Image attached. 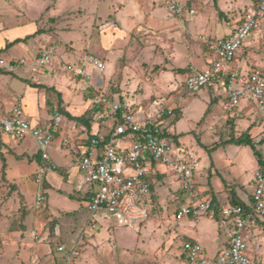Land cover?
I'll return each instance as SVG.
<instances>
[{
	"label": "rangeland",
	"instance_id": "1",
	"mask_svg": "<svg viewBox=\"0 0 264 264\" xmlns=\"http://www.w3.org/2000/svg\"><path fill=\"white\" fill-rule=\"evenodd\" d=\"M182 1L187 7L196 9L193 18L171 15L167 10V0H0V25L9 27L36 23V31L42 30V34L47 35L42 37L40 43L56 40L62 51H72L80 57L93 53L106 61L108 56H102L97 50H104L107 46L108 52L113 51L117 55L108 73L106 68L108 85L103 90L109 95H120L127 102L134 103L133 106H143V110L149 112L156 100L163 108L167 104L165 98L169 99L175 92L178 96L182 94L186 85L179 70L181 67L197 68L191 60L194 56L203 57V49L208 51L202 36H218L233 29L249 8V0ZM120 11L124 13V20L119 19L117 12ZM108 22L117 26L109 28L111 26L106 25ZM121 27L124 28L123 35L118 34ZM263 41L243 52L242 58L250 55L247 64L264 62ZM180 48L184 50L183 53L179 51ZM198 51L200 54L196 55ZM25 53L22 49L13 48L6 53L3 51L0 56L6 59L19 58ZM242 58L240 61L243 62ZM74 60L69 58L67 61ZM168 71L174 77L172 85L178 87L173 93L165 91L163 83ZM85 93V103L88 101L90 104L91 95L88 91ZM184 95L179 104L183 106L184 121L176 124V130L197 131L198 126L200 131H205L198 136L197 141L202 139L205 142L201 144L203 147L200 146L203 163L207 164L212 157L215 163L213 172L215 169L219 171L211 179L214 188L220 191V184H224L223 177L234 185L237 182L244 183L258 162L252 147L229 144L214 149L225 140L247 132L246 124L252 120L262 124L261 114L256 111L252 117L242 115L238 120L229 117V121L215 123L225 112L221 103H216L218 100L211 97L214 104L212 112L199 123L202 118L201 115L198 119L203 107L202 98L208 94L204 91L198 96V93L188 91ZM0 98L4 96L0 94ZM2 105L13 107L6 100ZM7 113H0V117ZM226 115L229 116V113L226 112ZM263 134H256L255 138L262 140ZM10 140L13 144L16 141L13 138ZM191 140H195L193 132L184 134V142ZM255 142L257 149L264 155V143ZM23 147L34 150L36 142L29 138ZM15 152L16 147L5 143L0 133V264H61L63 255L58 251L61 244L67 250L77 249L80 256L75 264H92L93 261L88 259L91 256H95V264H186L181 255L182 242L187 240V236L195 235L196 231L202 235L200 243L206 250L214 252L218 248L214 240L218 234L213 233L220 228L217 221L206 216L198 222L189 217L177 218L179 204L174 202L172 195L163 198L162 202L158 201L146 222L148 230L142 228L140 234L131 227L96 228L89 222L91 211L86 206L87 198L83 192L75 190V176L72 184L68 182L71 188L65 193L49 186L46 180L42 186L38 185L35 180L38 166L26 170L27 166L32 165L33 159L27 161L23 156H15ZM50 153L55 169L60 167L55 174L69 179L70 173L66 166H70V155L65 156L56 147H52ZM21 157L27 166L16 163L15 159ZM79 177L82 175H78L77 179ZM245 188L251 194L252 183ZM40 193L45 194L47 201L38 207L36 199ZM259 239L260 256L264 261V234Z\"/></svg>",
	"mask_w": 264,
	"mask_h": 264
},
{
	"label": "built area",
	"instance_id": "2",
	"mask_svg": "<svg viewBox=\"0 0 264 264\" xmlns=\"http://www.w3.org/2000/svg\"><path fill=\"white\" fill-rule=\"evenodd\" d=\"M167 10L176 16L187 14L193 18L194 7L182 0H167ZM107 26H115L108 22ZM210 63L204 69L190 68L185 85L189 92L216 90L225 112L233 113L243 103L255 106L264 125V64L249 65L240 61L247 43L264 40V0H253L242 18L225 36H202ZM264 42V41H263ZM58 44L51 42L32 58L5 60L0 56V67L15 71L22 67L33 76L52 64ZM64 69L74 78L92 81L90 68L105 71V62L93 53L85 54L76 63L64 62ZM94 93L90 104L99 107V119H113L111 138L98 133L89 138L85 149L77 154L75 162L81 172L78 190L85 191L86 206L91 211L90 224L131 227L139 232L153 209L152 180L156 164L164 165L179 181L188 202L176 212L177 218L215 219L225 230L227 242L210 258L202 244L187 239L182 242L181 255L186 264H264L260 256V236L264 234V164L254 172L252 200L245 204L217 207L212 198L202 196L198 176L202 170L201 157L193 148L176 143L164 124V109L155 102L145 112L126 100H116L92 85ZM58 106L53 107L52 118L44 125H33L27 118L22 102H16L10 112L0 117V129L14 137L32 136L36 139L41 157L36 171V183L43 185L55 169L49 148L62 122ZM128 137L129 144L119 139ZM64 147L70 143L64 140ZM44 193L37 195L36 204L42 206ZM58 251L64 254L61 264H75L80 254L76 248L67 250L63 244Z\"/></svg>",
	"mask_w": 264,
	"mask_h": 264
},
{
	"label": "crops",
	"instance_id": "3",
	"mask_svg": "<svg viewBox=\"0 0 264 264\" xmlns=\"http://www.w3.org/2000/svg\"><path fill=\"white\" fill-rule=\"evenodd\" d=\"M252 3H253V0H249V2L247 4L248 7H251ZM117 14L119 16V19L124 20L123 19V14H124L123 11L117 12ZM184 16H188V15L185 14ZM36 27H37L36 23H32V24H26L25 23V24H20V25H15V26L11 25L9 27H8V25H7V27L0 25V49H2V50L4 49L5 53L9 52L13 48L14 49H22V51H25L26 53L21 57H27L28 59H30L33 56L37 55L42 50V48L44 46H46L47 44H49L51 42H56V40H52V41L46 40V42L40 43L41 42L40 40L43 39L42 37L47 36L46 34L40 33L39 35L37 34V36L35 35V37L32 36V37L26 39L25 41L13 44V45L9 46L8 48H6L10 42H13L14 40H16L18 38H25L28 35H33L35 33L34 31H36ZM123 27H121V30H120V32H118V34H121V35L124 34V30H123L124 28ZM109 28H113V27H109ZM231 30H227L224 34H221V35L218 33L217 34H218V36H225L226 34H229L231 32ZM216 32H218V29ZM252 44L253 43H251V42L247 43V47L244 49L248 50L249 48H254V45H252ZM204 50L205 49H203V52H204L203 57H205V59H203V57L194 56L193 60H191V61H193L194 66H197L198 69L206 68L209 65L210 60H211L210 56ZM97 51H99L102 56L103 55L108 56V60H106L107 62L104 60L103 57H101V59L105 62L106 68H108V71H106V68H105L106 73H108L109 70H111V65H112L111 62L115 59L117 54L115 55V53L113 51L108 52L107 46L105 47L104 50L98 49ZM179 51L181 53L184 52V50L182 48H180ZM198 54H200V52L197 53L196 55H198ZM243 54L244 53L241 54V56H240L241 58L243 57ZM248 55L249 54H247L244 58H242L244 63H249L248 61L250 59V55L249 56ZM1 57L4 58L3 56H1ZM21 57H19V58H21ZM81 57L79 55L77 56V54L72 52V51L68 52V53L65 51H62L61 46L58 44V50H57V53H56V55L52 61V64L49 67H46L40 73L34 74L35 76H33L29 71H27L25 68H22V67L16 69L15 71H7L4 68L0 67V70L4 71V72L0 71V87H1L0 88V94L2 96H4L3 99L0 98V113L3 114L7 111L9 113L10 110L12 109V107L7 108L5 105H2V103H4L5 100L8 101V103L10 102V104H12L13 106H14V104H16V102L19 101V102H22V104L24 105V110L26 112V116H27L28 120L33 125H40L41 126V125H44L47 122H49V120L52 118V115H53V107L58 106L60 108V111H61V114L63 117H62V122L60 124L59 130L57 131L56 136L54 138L53 144L49 148V152L52 149V147H56V148L60 149V151H62L65 154V156L70 155V158H69L71 161L70 166H66L67 167L66 169L69 171L70 176H69V179H68V177H66L64 175L61 177H58L55 174V172L60 167L57 166V168L54 169V171H52L48 174V176L46 177V182H47V184L50 183L49 186L57 189L58 191H60L62 193H65L66 190H70V188H71L68 185V182L70 184H72L71 181L74 180L73 177L75 176V179H76L75 190L77 192H83V194L86 195V193L84 191H79L78 187H77L78 181L81 179V177H79V179H77V177H78V175L81 174V172L77 166V163L75 162V157L77 156L78 153H80L81 151H83L85 149L86 145L89 142V138L94 136L95 133H98L103 138H111L110 134L113 130V126H112L113 125V119L112 118L99 119L100 108L94 107L93 105L91 108V105L88 104V101H87V104L85 103V96L84 95L86 94L85 93L86 91H88V93H90L91 97L93 96L94 89H93L92 85L99 86L101 91L103 93L107 94L106 90H103V89L107 88V85H108L107 84L108 82H107L106 76H105V74H106L105 71L103 73H101L93 67L90 68V71L92 72V81L87 82V81L79 80V79L72 77L64 69L63 63L69 62V61H67V60H69V58L75 59L74 61H70L72 63V62L79 61L81 59ZM4 59L5 60L18 59V57L15 56V57H10L8 59H6V58H4ZM110 59H111V61H110ZM260 64H264V62L260 63ZM181 69H186L185 73L179 72L180 76L183 77L181 79L185 84L186 75H187V72L189 69L183 68V67H181ZM171 74H172V72L168 71L167 75L163 79V83L166 87L165 91H169L168 93H173V92H175L176 89H178V87L176 85L174 86L171 83V81L174 79V77ZM168 86H171V87L169 88ZM204 91H206L208 96L205 98L201 97L203 100V103H202L203 107H202V111L200 112V115H198V119L202 115V118L200 119L199 123L203 122V120L206 118L207 114L212 112L211 107L214 104L210 100L211 97L216 98L218 100V102L215 101L216 103H219V102L221 103V101H222L221 97H219L217 94L218 92L216 90H213V89H204V90L198 92V96L199 95L201 96V93ZM214 92H215V95L213 94ZM181 93L182 94L178 96L177 93L175 92L173 95L170 96L169 99L165 98V101H166L165 103H167V104H165L163 109H164V112L167 113V115H165L163 117L164 118V124H165L166 128L169 130L170 135L173 136L174 140L176 141V143L178 145L184 146L186 148H193L200 155L201 162H202V170L198 176L197 187L201 191L202 196H204L206 198H212L214 204L217 207L227 206L228 204L231 203L233 198H237V199L241 200L244 204L251 202L252 194L254 191V172L260 164L257 162V164L252 168L249 176L247 175V179L245 180L244 183L237 182L234 185V184L230 183V180H227L226 178L223 177V181H224L223 183L224 184H220V191L218 192L214 188V186L212 185L211 179H212V176L214 174H219V171L217 169H215V171L213 172V169L215 168V163H214V160L212 157H211L210 162H208L207 164L203 163L202 156H201L202 154L200 151V146H202L201 144H204L205 142L202 139H198V141H197L198 136L201 133H205V131L204 132L200 131L198 126L196 127L197 131H195L193 129H188L186 131H182V130L177 131L176 130V124L182 123L184 121V119H182V117H183L182 107L183 106H180L179 104H181L180 102L183 99V97L186 96L184 94L188 93V90L185 86L183 87V91ZM107 95L113 99H116V100L117 99L118 100H125L120 95H116V94H113V95L107 94ZM155 102H158V101L156 100ZM132 104H134V103H132ZM169 105L174 107V108H170ZM221 106H222V103H221ZM134 107L136 109L143 110V106L136 107L134 105ZM222 109H223V107H222ZM256 111H258V109L255 106H251V105H248L246 103H243L236 111H234L233 113H230L229 116L226 115V112L224 110L225 115L222 114L220 119L215 121V123L219 124L222 120L229 121L231 119L233 120V119L241 118L242 115L252 117L253 115H255ZM73 117L81 118V120L74 119ZM229 117H232V118L229 119ZM237 120H235V121H237ZM261 121H262V118H261ZM254 124H256V125H254ZM257 124H258V122L255 121V119L252 120L251 123L246 124V127L248 129L247 132L251 135L252 138L253 137L255 138L256 134L258 135L259 133L260 134L262 132L264 133L263 123L258 124L259 126ZM191 132H193V134H195V140L194 141L191 140L188 143L184 142V134L191 133ZM0 133H1V135L4 136L5 143H7V144L11 143L13 145V147H16L15 156H18V157L23 156V158H27V161H30L31 159H33V161L31 162L32 165H30L29 167L23 161L24 159L22 157L20 159H15V160H17L16 163L25 164L27 166L26 170H28L29 168L36 169V167L38 166V164L40 162V157H39V152H38L39 147H38V143H37L36 139L32 136H29V135L24 136V137H14V136H11V135L3 132L1 129H0ZM241 134H243V133H241ZM240 135H236L234 137H239ZM12 138L16 140L14 144L10 140ZM29 138H33L36 142V148L34 150H30L26 147L21 148V146ZM254 138H253V140H254ZM66 139L70 143L69 147H64L65 146L64 140H66ZM119 140H120L121 144L126 146L129 144L130 139L128 137H124V138L119 139ZM215 141H217V140H215ZM254 141H257L259 144L261 140H259L257 138ZM213 142H214V140H213ZM222 145H229V144H222L221 143V144L217 145L214 150L218 149V147L222 146ZM243 146H245V145H243ZM30 151H32V152H30ZM209 151H211V150H209ZM50 155H51V153H50ZM262 155H263V153H262ZM32 157H34V158H32ZM51 157H52V155H51ZM263 157H264V155H263ZM69 167H70V169H69ZM155 168L156 169L153 171V173L150 176V178L152 180V189H151V195H152V200H153L152 212L157 207L158 201L162 202L163 198H166V196H168V195L173 196L174 202L179 204V206L177 208V209H179L183 204L188 202V196L181 189L178 179L169 170H167V168L164 165L156 164ZM53 178L55 180H52ZM57 179H58V181H57ZM249 183L250 184L252 183V191L249 190L251 192V194L246 192V188H245L246 185ZM234 186H236V187H234ZM240 189H241V192H240ZM220 194L222 196H220ZM242 194H245V195L242 196ZM69 196H72V194L69 193ZM176 200H178V201H176ZM45 201H47V197H46ZM202 217H204V216H202ZM183 218H186V217H183ZM189 218H191V217H189ZM200 218L197 220L194 218L193 219L195 220V222H198V221H200ZM91 225L95 226L96 228L98 226H105V225H100L99 223L91 224ZM105 227H109V226H105ZM143 228L148 230L149 225L145 224L143 226ZM131 229H133V228H131ZM141 230L138 232L139 234L141 233ZM217 231H219V233H217ZM213 233L218 234V236L215 235V239H214L215 243L218 246L217 250H215L214 252H209L204 247L206 254L210 258H213L217 254L218 250L222 246H224L227 242L226 232L221 227L218 228ZM187 239L197 240V241L201 242L200 240H202V235L199 233V231H196L195 235H189V236H187ZM60 254H62L64 256L63 253H60ZM91 257H88V259L93 261L92 264H95L96 263V261H94L95 256L92 258Z\"/></svg>",
	"mask_w": 264,
	"mask_h": 264
},
{
	"label": "trees",
	"instance_id": "4",
	"mask_svg": "<svg viewBox=\"0 0 264 264\" xmlns=\"http://www.w3.org/2000/svg\"><path fill=\"white\" fill-rule=\"evenodd\" d=\"M40 33H43L42 30H38L36 31L33 35H28L26 36L25 38H18L16 40H14L13 42H10L6 48H8L9 46L13 45V44H16V43H19V42H22V41H25L26 39L32 37V36H35L37 34H40ZM4 51V49H0V53H2ZM1 72H4L3 70H0ZM179 72L181 73H185L186 72V69H180ZM167 115L166 112H164V116ZM74 119H79L81 120V118H76V117H73ZM264 143V139H262L260 141V144H263ZM222 144H236V145H246V146H251L253 151H254V154L257 156L258 158V163L260 165L264 164V159H263V155L262 153L257 149V144L256 142L253 140V138L251 137V135L246 132V133H243L241 134L239 137H232L230 138L229 140H226L224 142H222ZM40 157V155H39ZM41 159V157H40ZM232 204H244L241 200L237 199V198H233L232 201H231Z\"/></svg>",
	"mask_w": 264,
	"mask_h": 264
}]
</instances>
